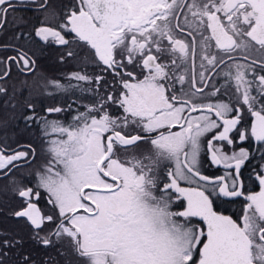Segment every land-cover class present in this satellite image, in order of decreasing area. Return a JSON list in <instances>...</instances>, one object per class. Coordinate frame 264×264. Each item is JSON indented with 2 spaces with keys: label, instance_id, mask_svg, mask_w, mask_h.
I'll return each instance as SVG.
<instances>
[{
  "label": "snow or ice",
  "instance_id": "snow-or-ice-1",
  "mask_svg": "<svg viewBox=\"0 0 264 264\" xmlns=\"http://www.w3.org/2000/svg\"><path fill=\"white\" fill-rule=\"evenodd\" d=\"M9 27L0 264H264V0H0Z\"/></svg>",
  "mask_w": 264,
  "mask_h": 264
},
{
  "label": "trees",
  "instance_id": "trees-1",
  "mask_svg": "<svg viewBox=\"0 0 264 264\" xmlns=\"http://www.w3.org/2000/svg\"><path fill=\"white\" fill-rule=\"evenodd\" d=\"M19 228L18 224L4 213H0V230L15 232ZM23 251L31 253L33 258L42 261L49 256L55 255V250L44 249L43 247H34L31 243H26Z\"/></svg>",
  "mask_w": 264,
  "mask_h": 264
},
{
  "label": "flooded vegetation",
  "instance_id": "flooded-vegetation-1",
  "mask_svg": "<svg viewBox=\"0 0 264 264\" xmlns=\"http://www.w3.org/2000/svg\"><path fill=\"white\" fill-rule=\"evenodd\" d=\"M22 14H25V10L18 9L17 12H16V15H22ZM27 15L30 16L31 13L29 12V13H27ZM14 31H15L14 28L9 27L5 33L0 34V42L7 41L9 39V37L13 34ZM45 68L49 72V74L53 75V76H58L62 72H68V71L77 70L75 67H73L71 65L66 66V67L65 66L55 65L52 61L46 62ZM89 71H91V69H89ZM45 102L47 103L48 101L46 100ZM26 138H27L26 134L19 136V139L21 141L25 140ZM253 148H255V143L253 145ZM256 155L258 157L259 153H257ZM257 162H258V159H257V161H253V164H255ZM209 171H215V170L214 169H209ZM234 209H235V206H233V210Z\"/></svg>",
  "mask_w": 264,
  "mask_h": 264
}]
</instances>
